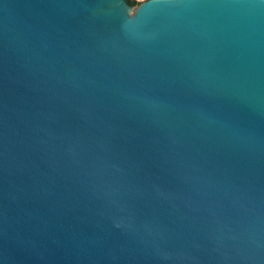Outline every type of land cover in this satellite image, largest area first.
<instances>
[{
	"label": "water",
	"instance_id": "water-1",
	"mask_svg": "<svg viewBox=\"0 0 264 264\" xmlns=\"http://www.w3.org/2000/svg\"><path fill=\"white\" fill-rule=\"evenodd\" d=\"M0 0V264H264V0Z\"/></svg>",
	"mask_w": 264,
	"mask_h": 264
},
{
	"label": "rangeland",
	"instance_id": "rangeland-1",
	"mask_svg": "<svg viewBox=\"0 0 264 264\" xmlns=\"http://www.w3.org/2000/svg\"><path fill=\"white\" fill-rule=\"evenodd\" d=\"M135 2V5L132 6V10H131V14L135 11V9L138 8L139 5H141L142 3L146 2L147 0H133Z\"/></svg>",
	"mask_w": 264,
	"mask_h": 264
},
{
	"label": "trees",
	"instance_id": "trees-1",
	"mask_svg": "<svg viewBox=\"0 0 264 264\" xmlns=\"http://www.w3.org/2000/svg\"><path fill=\"white\" fill-rule=\"evenodd\" d=\"M127 4L130 6H134L135 2L133 0H126Z\"/></svg>",
	"mask_w": 264,
	"mask_h": 264
},
{
	"label": "flooded vegetation",
	"instance_id": "flooded-vegetation-1",
	"mask_svg": "<svg viewBox=\"0 0 264 264\" xmlns=\"http://www.w3.org/2000/svg\"><path fill=\"white\" fill-rule=\"evenodd\" d=\"M126 1V0H125Z\"/></svg>",
	"mask_w": 264,
	"mask_h": 264
}]
</instances>
